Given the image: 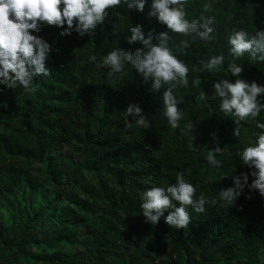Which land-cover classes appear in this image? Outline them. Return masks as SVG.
<instances>
[{
  "label": "trees",
  "instance_id": "1",
  "mask_svg": "<svg viewBox=\"0 0 264 264\" xmlns=\"http://www.w3.org/2000/svg\"><path fill=\"white\" fill-rule=\"evenodd\" d=\"M151 2L140 12L122 0L92 35L61 36L66 23H41L32 34L51 46V74L34 77L35 93L0 84V264H264V196L245 186L230 207L219 198L234 187V177L243 181L241 174H248L249 185L255 179L241 156L264 132L256 127L264 110L241 122L238 138L213 87L237 78L264 86V62L249 53L236 58L228 44L234 30L264 31V0H187V19L215 17L207 41L169 31L149 16ZM135 25L146 38L149 31H169V46L189 67L188 87L174 89L183 113L177 129L163 115L168 85L154 92L132 65H125L122 79L107 77L102 66L109 51L143 47L127 42ZM185 40L189 47L181 54L177 46ZM220 54L225 59L215 74L200 63ZM230 63L242 68L239 77L228 72ZM130 104L141 107L150 128L126 115ZM217 146L223 149L219 168L206 160ZM180 173L207 201L205 211L189 206L191 222L183 229L165 223L167 211L157 224L146 222L144 191L166 188Z\"/></svg>",
  "mask_w": 264,
  "mask_h": 264
},
{
  "label": "clouds",
  "instance_id": "2",
  "mask_svg": "<svg viewBox=\"0 0 264 264\" xmlns=\"http://www.w3.org/2000/svg\"><path fill=\"white\" fill-rule=\"evenodd\" d=\"M121 3L122 0H0V84L8 88H16L19 85L26 91L35 93L37 87L32 84L34 77L51 74V70L46 66L51 46L32 34L33 31L41 30V23L57 27H63L66 23L67 29L60 33L61 36L71 35L73 30L80 36L92 35L97 26L104 23L108 9L120 6ZM123 3L129 10L143 12L146 0H123ZM186 3L187 0H152L149 16L156 17L173 33L185 36L195 34L201 40H210L215 17L202 16L200 19L189 20L186 18ZM209 7L205 4L204 10L208 11ZM169 31H162L155 36L149 31L146 38L142 26H132L127 42H139L143 47L134 52L121 48L109 51L103 57L102 66L109 69L107 77L122 79L125 75V65L130 64L145 82H151L154 92H160L163 85H168L162 94L163 115L171 128L177 129L183 119V113L178 108L179 101L174 95V89L178 86L188 87L189 67L169 46ZM154 38L156 43H153ZM228 44L234 57L241 58L245 53H249L253 59L264 62V31H257L250 36L245 30H234L228 37ZM188 47L186 40L177 46L181 54H185ZM89 59L95 62L97 58L92 55ZM224 59L223 54H220L200 63L208 72L215 74ZM228 72L239 77L242 68L230 63ZM192 83L193 86H199L201 80L196 78ZM213 87L214 96L220 100V111L234 118L236 127L233 129V135L239 138L241 122L249 117L255 120L264 110V103L259 99L264 96V86L255 81L249 83L237 78L235 82L221 79L215 82ZM206 98V94L201 92L199 100L204 101ZM205 107L211 108L210 105ZM125 113L133 118L137 127H151V122L138 104H130ZM133 122L126 120V128H132ZM256 127L264 130V122L257 123ZM192 129L193 125L189 124L181 131L186 135L192 132ZM222 151L219 146L207 150V162L213 167H221V161L216 157ZM241 159L244 165L255 169L251 173L255 179L249 185L248 174H241L243 181L240 177H234V187L219 192L223 207L233 205L245 186L264 196V132L257 137L254 146L243 149ZM142 201L140 207L146 222L157 224L167 211L165 223L177 229L186 228L190 224L189 206L195 212L203 213L207 203L203 196L196 197V188L185 180L183 173L178 174L176 182L166 188L152 187L144 191Z\"/></svg>",
  "mask_w": 264,
  "mask_h": 264
}]
</instances>
